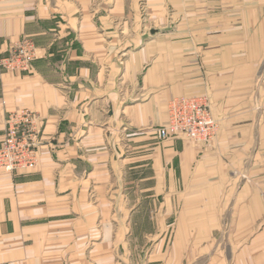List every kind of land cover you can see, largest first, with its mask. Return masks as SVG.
I'll list each match as a JSON object with an SVG mask.
<instances>
[{"label":"crops","instance_id":"1","mask_svg":"<svg viewBox=\"0 0 264 264\" xmlns=\"http://www.w3.org/2000/svg\"><path fill=\"white\" fill-rule=\"evenodd\" d=\"M24 39L0 148L29 110L40 159L0 170V264H264V0H0V62ZM204 95L213 142L159 139Z\"/></svg>","mask_w":264,"mask_h":264},{"label":"built area","instance_id":"2","mask_svg":"<svg viewBox=\"0 0 264 264\" xmlns=\"http://www.w3.org/2000/svg\"><path fill=\"white\" fill-rule=\"evenodd\" d=\"M39 57L33 40L24 39L1 60L4 72L26 73ZM219 124L214 118L207 96L178 97L168 104L167 124L158 129L161 140L183 135L207 145L217 136ZM39 120L29 110L9 115L0 148V170L6 173L34 170L40 159Z\"/></svg>","mask_w":264,"mask_h":264},{"label":"rangeland","instance_id":"3","mask_svg":"<svg viewBox=\"0 0 264 264\" xmlns=\"http://www.w3.org/2000/svg\"><path fill=\"white\" fill-rule=\"evenodd\" d=\"M169 1H174V0H169ZM234 67H235V66H234ZM237 67H239V66H237ZM232 69L234 70V72H237L236 68H232ZM219 131H220V126H219V130H218V132H219ZM217 135H218V134H217ZM216 137H217V136H216ZM216 137H215V138H216ZM186 138H187V137H186ZM215 138H214V139H215ZM214 139H213L211 142H213Z\"/></svg>","mask_w":264,"mask_h":264}]
</instances>
